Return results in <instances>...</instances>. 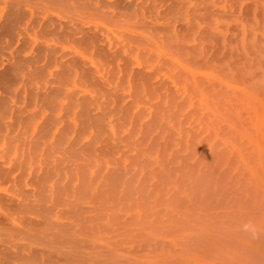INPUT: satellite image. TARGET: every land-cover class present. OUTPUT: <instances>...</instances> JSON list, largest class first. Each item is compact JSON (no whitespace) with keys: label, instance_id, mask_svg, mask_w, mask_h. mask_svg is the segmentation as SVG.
I'll return each mask as SVG.
<instances>
[{"label":"rangeland","instance_id":"obj_1","mask_svg":"<svg viewBox=\"0 0 264 264\" xmlns=\"http://www.w3.org/2000/svg\"><path fill=\"white\" fill-rule=\"evenodd\" d=\"M0 78V264H134L264 184V0H0Z\"/></svg>","mask_w":264,"mask_h":264},{"label":"bare ground","instance_id":"obj_2","mask_svg":"<svg viewBox=\"0 0 264 264\" xmlns=\"http://www.w3.org/2000/svg\"><path fill=\"white\" fill-rule=\"evenodd\" d=\"M261 186L236 192L229 188L220 192L216 187L217 192L207 188L192 191L190 197L185 194V206L169 208L165 215L157 212L163 220L158 223L159 218L152 217L157 224L150 221L151 226H141L144 230L134 235H138L134 237V264H264V184Z\"/></svg>","mask_w":264,"mask_h":264},{"label":"clouds","instance_id":"obj_3","mask_svg":"<svg viewBox=\"0 0 264 264\" xmlns=\"http://www.w3.org/2000/svg\"><path fill=\"white\" fill-rule=\"evenodd\" d=\"M245 228H246V229L249 228V225H245Z\"/></svg>","mask_w":264,"mask_h":264}]
</instances>
